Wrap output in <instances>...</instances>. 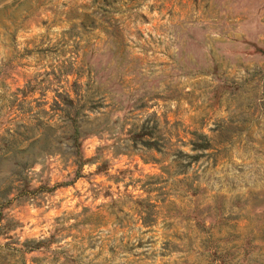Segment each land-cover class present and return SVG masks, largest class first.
<instances>
[{"label": "rangeland", "instance_id": "obj_1", "mask_svg": "<svg viewBox=\"0 0 264 264\" xmlns=\"http://www.w3.org/2000/svg\"><path fill=\"white\" fill-rule=\"evenodd\" d=\"M0 264H264V0H0Z\"/></svg>", "mask_w": 264, "mask_h": 264}, {"label": "trees", "instance_id": "obj_2", "mask_svg": "<svg viewBox=\"0 0 264 264\" xmlns=\"http://www.w3.org/2000/svg\"><path fill=\"white\" fill-rule=\"evenodd\" d=\"M70 124L69 128H68V138L69 141L71 143L72 146V160L73 163L76 164V166L78 167L79 164L82 163V158H81V154L79 152V145H80V137L82 136L83 132H87L85 130H83L82 128H79L78 123H76V120L74 118V116H72L69 121H68V125ZM48 134H44L45 140H47L48 138ZM192 148L193 149H201V148H207L209 145V140L206 138V136L202 133H195L194 139L192 140ZM195 156V155H194ZM28 159H25L22 163V165H26L27 163H29ZM78 168H76L74 170V174L75 176H78ZM42 187V186H38L37 188ZM46 187V186H45ZM33 190V189H32ZM45 190H51V187L49 188H45Z\"/></svg>", "mask_w": 264, "mask_h": 264}]
</instances>
